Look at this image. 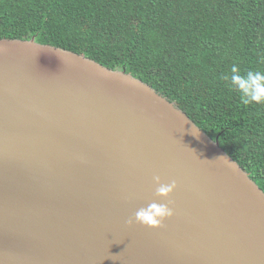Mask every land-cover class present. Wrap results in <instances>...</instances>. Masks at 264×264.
Returning a JSON list of instances; mask_svg holds the SVG:
<instances>
[{"label":"water","instance_id":"1","mask_svg":"<svg viewBox=\"0 0 264 264\" xmlns=\"http://www.w3.org/2000/svg\"><path fill=\"white\" fill-rule=\"evenodd\" d=\"M156 176L174 215L129 225ZM0 264H264V192L126 71L0 40Z\"/></svg>","mask_w":264,"mask_h":264},{"label":"trees","instance_id":"2","mask_svg":"<svg viewBox=\"0 0 264 264\" xmlns=\"http://www.w3.org/2000/svg\"><path fill=\"white\" fill-rule=\"evenodd\" d=\"M34 38L151 86L264 192V105L220 79L264 69V0H0V40Z\"/></svg>","mask_w":264,"mask_h":264},{"label":"clouds","instance_id":"3","mask_svg":"<svg viewBox=\"0 0 264 264\" xmlns=\"http://www.w3.org/2000/svg\"><path fill=\"white\" fill-rule=\"evenodd\" d=\"M220 79L225 82L230 91L237 93L243 104L264 105V69L241 70L240 67L233 63L229 70L222 73ZM157 185L156 196L169 203H160L156 200L148 203L146 206L136 210L134 221L129 220V225L133 222L142 224L145 227L159 229L163 227V222L174 215L172 208L169 206V198L176 191L178 185L175 180L162 182L159 176L154 177Z\"/></svg>","mask_w":264,"mask_h":264}]
</instances>
